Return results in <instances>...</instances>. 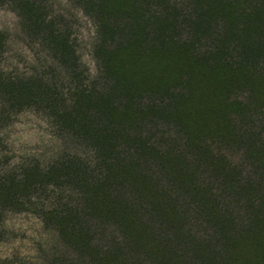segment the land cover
<instances>
[{"label":"trees","instance_id":"16d2710c","mask_svg":"<svg viewBox=\"0 0 264 264\" xmlns=\"http://www.w3.org/2000/svg\"><path fill=\"white\" fill-rule=\"evenodd\" d=\"M117 1L78 2L97 66L56 55L73 98L0 70V119L42 112L60 142L0 174V227L35 214L66 251L44 264H264V0ZM4 5L57 48L42 5Z\"/></svg>","mask_w":264,"mask_h":264},{"label":"rangeland","instance_id":"374dc122","mask_svg":"<svg viewBox=\"0 0 264 264\" xmlns=\"http://www.w3.org/2000/svg\"><path fill=\"white\" fill-rule=\"evenodd\" d=\"M35 1L53 18V29L59 32V36L55 38L57 48L52 51L48 42L43 39V34H40L38 15H30L29 21L33 23L30 26L35 33L27 34L11 9L7 5L1 6L0 32L6 35V43L0 57V70L3 74L18 78L30 77L34 82L42 80L43 85L60 91L62 98H73L69 94L70 84L57 56H61L62 52L63 58H71L76 72L85 76V80L94 78L97 66L93 57L95 31L88 17L89 12H85L78 3L80 0ZM106 3L113 9L120 6H117V0ZM128 5L131 8L128 12L132 17L131 11L137 5L132 1ZM133 19L138 20L139 17L133 16ZM112 50L113 48L110 49ZM30 84L36 86L30 95L43 98L37 90L42 84ZM19 94L22 98L26 95L23 89ZM0 139V174L17 169L23 161L33 160L44 167L60 149V142L46 115L34 109H25L8 119H0ZM51 202L43 203L46 207H51ZM114 233L117 234L115 231ZM65 252L53 233L46 230L31 211L5 210L2 213L0 264H44Z\"/></svg>","mask_w":264,"mask_h":264}]
</instances>
